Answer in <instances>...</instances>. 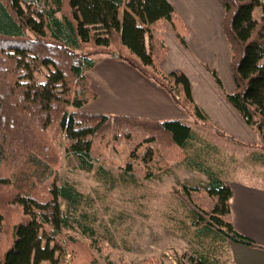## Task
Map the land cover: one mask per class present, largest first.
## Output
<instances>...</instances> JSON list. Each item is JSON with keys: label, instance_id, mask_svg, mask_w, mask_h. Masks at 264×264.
Returning <instances> with one entry per match:
<instances>
[{"label": "trees", "instance_id": "1", "mask_svg": "<svg viewBox=\"0 0 264 264\" xmlns=\"http://www.w3.org/2000/svg\"><path fill=\"white\" fill-rule=\"evenodd\" d=\"M218 1L233 91H224L214 68L206 70L255 134L253 146L213 124L180 71L161 72L164 25L182 47L187 35L167 0H0V264H110L99 260L98 240L85 236V220L74 225L61 214L59 198L75 209L90 201L72 182L58 185L61 143L66 156L77 158L79 170L103 183L135 185L169 173L172 162L202 170L203 189L183 184L177 194L190 222L184 228L201 248L189 264L227 263L229 257L222 259L227 243L260 248L233 228L232 191L222 178L216 145L200 143L183 120L83 110L97 97L87 76L95 56L117 55L164 89L195 123L253 147L249 161L264 167V0ZM44 68V80L36 82L34 73ZM109 141L124 143L128 151L116 174L97 164Z\"/></svg>", "mask_w": 264, "mask_h": 264}, {"label": "rangeland", "instance_id": "2", "mask_svg": "<svg viewBox=\"0 0 264 264\" xmlns=\"http://www.w3.org/2000/svg\"><path fill=\"white\" fill-rule=\"evenodd\" d=\"M122 11L123 8H120L119 18ZM102 57L104 56L98 55L95 59L99 61ZM216 62H219V55ZM122 63L126 64L124 61ZM106 71L108 75H118L123 80L120 95L115 99L102 95L95 104L85 106L83 110L92 108L93 105L103 113H149L153 116L162 110L159 104H153L150 100L152 93L148 91V87L149 83L154 84L152 80L134 68L120 66L117 69L113 63L107 66ZM45 73L46 68L41 73H34V80L42 82ZM232 84L230 75V89ZM180 110L183 111L181 108ZM168 116L170 117L167 118L176 117L175 110H170ZM183 120L199 135L200 143L208 142L219 148L220 159L223 161L219 167L223 168L222 178L227 184L247 188L264 187V180L260 175L264 173V167L249 161L250 152L254 150L249 146L257 143L256 137L254 143L240 141L249 145L245 146L216 135L213 129L195 123L185 112ZM213 124L215 125L214 122ZM59 152L61 160L56 171L58 185L66 181L72 182L80 192L90 198V201L82 203L79 209L69 206L66 200L59 198L61 214L68 217L74 225L85 220L89 227L85 236L91 235L99 242L97 256L100 261L131 264L154 258L159 264H178L176 259L189 264V258L196 257V251L201 248L184 228L190 225V222L179 204L177 194L182 190L183 184L203 189L207 184V176L202 170L196 169L188 162H172L169 173L150 180L139 179L135 185L103 183L95 178L93 172L79 170L77 158L65 155L63 143ZM102 155L97 164H102L105 169L116 174L120 166L125 164L128 151L124 143L116 146L109 141ZM135 162L136 160H131L132 164ZM222 252L223 261L229 257V263L225 264H232L229 243L222 247Z\"/></svg>", "mask_w": 264, "mask_h": 264}, {"label": "crops", "instance_id": "3", "mask_svg": "<svg viewBox=\"0 0 264 264\" xmlns=\"http://www.w3.org/2000/svg\"><path fill=\"white\" fill-rule=\"evenodd\" d=\"M167 1L187 28V35L186 46L182 47L170 26L164 25L167 55L159 64L161 72L166 74L174 70L180 71L190 83L192 98L196 105L219 129L238 141L254 143V133L227 103L223 93L206 70V68H214L220 76L224 90L228 93L233 91V84L232 90L228 85V76L230 78L231 75L229 52L222 32L223 8L220 2L218 0ZM217 55L219 62H216ZM102 56L104 57L99 61L95 59L94 67L87 72L90 87L97 97L85 106L95 104L102 95L114 99L120 95L123 80L118 75L116 77L108 75L107 66L113 63L117 69L120 66L132 69L128 67L129 65H123L118 57ZM149 84L148 91L152 93L150 100L153 104H159L162 110L156 116L149 113H120V115L142 116L155 120H183L184 112L170 95L155 83ZM170 110H175L176 117L167 118L170 117L168 116ZM84 111L103 113L96 110L93 105L92 108L89 107ZM162 111L164 113H161ZM230 188L232 196L229 203L233 228L260 245V248H256L231 243L232 264H264V187L247 188L231 185Z\"/></svg>", "mask_w": 264, "mask_h": 264}, {"label": "water", "instance_id": "4", "mask_svg": "<svg viewBox=\"0 0 264 264\" xmlns=\"http://www.w3.org/2000/svg\"><path fill=\"white\" fill-rule=\"evenodd\" d=\"M114 57H118L117 55H114Z\"/></svg>", "mask_w": 264, "mask_h": 264}, {"label": "built area", "instance_id": "5", "mask_svg": "<svg viewBox=\"0 0 264 264\" xmlns=\"http://www.w3.org/2000/svg\"><path fill=\"white\" fill-rule=\"evenodd\" d=\"M178 98V97H177Z\"/></svg>", "mask_w": 264, "mask_h": 264}]
</instances>
